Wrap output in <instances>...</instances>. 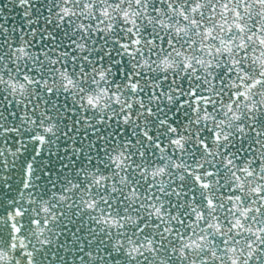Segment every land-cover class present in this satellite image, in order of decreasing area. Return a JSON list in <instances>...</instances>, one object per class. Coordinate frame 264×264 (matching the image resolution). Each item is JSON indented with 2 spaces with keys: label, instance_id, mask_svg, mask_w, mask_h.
<instances>
[{
  "label": "snow or ice",
  "instance_id": "6c2138e0",
  "mask_svg": "<svg viewBox=\"0 0 264 264\" xmlns=\"http://www.w3.org/2000/svg\"><path fill=\"white\" fill-rule=\"evenodd\" d=\"M0 264H264V0H0Z\"/></svg>",
  "mask_w": 264,
  "mask_h": 264
}]
</instances>
